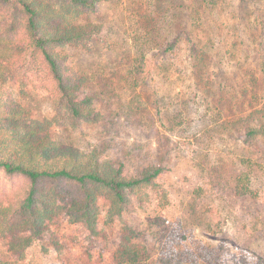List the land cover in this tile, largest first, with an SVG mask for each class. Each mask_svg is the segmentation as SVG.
Returning a JSON list of instances; mask_svg holds the SVG:
<instances>
[{
	"label": "rangeland",
	"instance_id": "1",
	"mask_svg": "<svg viewBox=\"0 0 264 264\" xmlns=\"http://www.w3.org/2000/svg\"><path fill=\"white\" fill-rule=\"evenodd\" d=\"M77 24L99 32L55 50L86 78L97 120L59 114L48 85L6 82L10 96L93 164L166 171L121 219H101L103 244L59 219L22 264H114L125 226L142 264H264V136H245L264 123V0H100ZM21 184L0 172V196ZM0 260H13L1 233Z\"/></svg>",
	"mask_w": 264,
	"mask_h": 264
},
{
	"label": "trees",
	"instance_id": "2",
	"mask_svg": "<svg viewBox=\"0 0 264 264\" xmlns=\"http://www.w3.org/2000/svg\"><path fill=\"white\" fill-rule=\"evenodd\" d=\"M99 1L0 0V172L23 183L19 191L0 196V233L13 256L0 264H22L34 241L53 239L51 227L59 219L75 226L78 236L103 244L101 219H121L132 198L159 188L157 181L166 171L152 166L126 176L121 164L89 162L80 151L54 142L48 124L31 119L4 86L8 82L24 90L48 85L59 114L74 122L97 120L91 96L81 93L86 78L55 49L86 45L98 34L97 26L77 20L91 14ZM245 131L246 140L263 137L264 123ZM159 199L166 203L165 192ZM137 239L134 229H122L114 264H142L147 253Z\"/></svg>",
	"mask_w": 264,
	"mask_h": 264
}]
</instances>
